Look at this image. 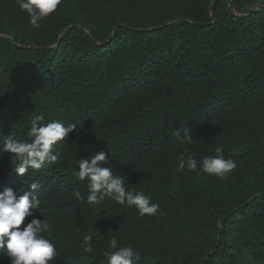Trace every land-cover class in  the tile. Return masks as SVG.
<instances>
[{
  "label": "trees",
  "instance_id": "trees-1",
  "mask_svg": "<svg viewBox=\"0 0 264 264\" xmlns=\"http://www.w3.org/2000/svg\"><path fill=\"white\" fill-rule=\"evenodd\" d=\"M0 264H264V0H0Z\"/></svg>",
  "mask_w": 264,
  "mask_h": 264
}]
</instances>
